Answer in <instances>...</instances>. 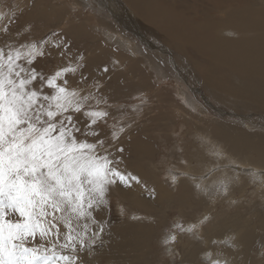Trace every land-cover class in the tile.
Here are the masks:
<instances>
[{"label":"bare ground","instance_id":"1","mask_svg":"<svg viewBox=\"0 0 264 264\" xmlns=\"http://www.w3.org/2000/svg\"><path fill=\"white\" fill-rule=\"evenodd\" d=\"M5 1L0 0V10L13 2ZM31 2L34 7L14 27L30 24L36 39L57 31L72 40V51L84 54L83 71L102 83L101 91L114 115L146 101L143 111L131 117L134 123L122 143L127 167L155 189L156 198L142 187L112 190L115 216L128 224L107 229L109 244L97 254L100 264H205L207 252L220 251L229 253L231 264H250L245 252L256 240L257 230H264V176L260 175L264 172V118L255 117H264V0ZM41 62L46 72L59 63L55 58ZM104 65L111 69L107 74L99 72ZM180 65L185 76L169 77ZM227 99L230 107L225 110L209 101L220 104ZM208 104L225 115L223 120L208 116ZM245 109L252 113L240 112ZM159 123L171 134L187 127L173 142L166 140L184 154L163 168L162 180L153 162L156 146L145 135V125ZM217 149L223 153L219 158L212 155ZM181 159L190 161L188 176L172 185L169 170L179 168ZM204 173L210 178L203 180ZM192 176L210 188L227 179L228 190L198 194ZM247 190L256 194L257 202L252 210L253 204L244 200L250 204L242 221L237 213L244 202L238 203V196L243 199ZM193 195L199 197L193 208L202 211L196 221L174 215L159 220L157 213L168 208L190 209ZM234 204L233 215L227 218L223 209L230 210ZM205 216L208 220L195 236L172 231L177 223L186 229ZM171 234L176 235L175 241H169ZM229 237H235V250L221 243Z\"/></svg>","mask_w":264,"mask_h":264},{"label":"snow or ice","instance_id":"2","mask_svg":"<svg viewBox=\"0 0 264 264\" xmlns=\"http://www.w3.org/2000/svg\"><path fill=\"white\" fill-rule=\"evenodd\" d=\"M32 7L31 0H13L0 10V264H100L97 254L109 244L112 190L142 187L156 198L127 167L122 143L146 101L114 115L102 83L83 71L84 54L73 52L65 36L52 31L36 39L30 24L14 27ZM53 58L59 63L51 71L38 67ZM110 71L108 65L99 69ZM179 165L169 170L172 185L188 176L190 161ZM191 179L198 194L228 190L227 179L213 188ZM207 220L186 229L177 223L172 231L195 236ZM175 240L171 234L169 241ZM221 243L237 247L235 237ZM206 257L207 264H231L227 251Z\"/></svg>","mask_w":264,"mask_h":264},{"label":"rangeland","instance_id":"3","mask_svg":"<svg viewBox=\"0 0 264 264\" xmlns=\"http://www.w3.org/2000/svg\"><path fill=\"white\" fill-rule=\"evenodd\" d=\"M8 1L6 0L5 2H8ZM10 1H13V0H10ZM197 1L202 4V3H204L205 0H197ZM1 4H3V2H1ZM41 66H43V64H42L41 61H39L38 62V67H41ZM169 68H171V66H169ZM184 71H185L184 67L182 65H180V68H174L173 72H169L168 76L172 77V78L176 77V75L184 77L185 74H186V73H184ZM221 73H223V72L221 71ZM168 84L170 85V81H169ZM209 101L216 108H220V109H224L225 110V108H224L225 106L226 107H230L229 106V101L230 100H228V99L225 102H221L220 104L219 103L217 104V102H214L213 100H209ZM212 104H208V106L205 107V111L209 114L208 116H210L212 118H217L219 120H223V117L225 115L224 114H220L217 111H215V108L211 107ZM228 110L229 111L230 110L233 111L232 108H228ZM248 111L249 110H246V109L244 111L240 110V112H243V113H246V114L251 112V111H249V112ZM259 115L260 114L256 115L255 117L264 118V117H259ZM261 122L264 123L263 120H261ZM162 123L164 124L165 122H162ZM162 123L155 124V125L153 124L152 126L145 125V129H146L145 135H149L151 142L155 144V146H156L155 148H156V150L158 152V155L156 153V158L153 160V162H154V164H156V168L158 169L157 170V174H158L159 178L161 177L160 180H162L164 178V176H160L159 175V173L162 174L163 168H165L167 165H171L172 163L173 164L176 163L177 162V155H182L183 156V154H184V152L181 151L180 148H178V145L173 146V145L167 143V141L170 142V143L173 142L182 133V131H186V129H187L186 125H183V129L182 130L175 131V134H171L170 132H166V130H163ZM105 131H107V129H105ZM175 153H177V154H175ZM206 156H211V155L207 153ZM171 186L172 185L169 184L166 188L169 190V188H171ZM247 191H248V193L246 194V196L243 199H241V195L238 196V203H242V202H244V200L250 201L251 204H253V207H252V210H253L254 207H255V204L257 202L256 201V194L253 191H250V190H247ZM198 198L199 197L196 196V195H193L190 198L191 199V206H192L190 209H189V207H188V209L184 208V209H181V211L179 212V211L168 210L169 209L168 208L166 212L157 213V215L160 217L159 220H161V222H162L163 220H165L166 216L174 215V217H179L180 216L181 220H186V221H191V222L192 221L193 222L196 221L202 215V211L200 210V207L193 208V206L195 205V202L197 201ZM110 200H111V211L107 215V218H106V222L108 224V228L107 229H114V227H116V226H118V228H121L122 226L127 227V226H125V224H128V223H126V222L120 223L122 221V220H120V217L115 216L116 213H114L115 210H114V206L113 205L115 204L116 198L114 196H112L110 198ZM151 202H153V201H151ZM249 204L250 203H245L244 202V203L241 204L242 205L241 209L240 208L238 209V213L237 214L240 215L239 217L242 219V221H244L245 215L247 213L246 207ZM233 207H235V204H234V206L231 207L230 210H229L228 206L224 207L222 214H224L227 218L229 216H232L233 215L232 211H234ZM262 209H264V208H262ZM235 210H236V208H235ZM114 219H115V221L117 223L112 225V221ZM213 219H215V217L211 218V220H213ZM118 220H120V221H118ZM259 230L260 229H258L257 232L255 233V236L257 237L256 240L253 241L252 245L248 246V249L245 252V254H247V256L250 257V264H259V263L260 264H264V256L261 255V253L264 252V230L263 231L262 230L259 231ZM204 263L207 264L206 261ZM101 264H105V262L101 261Z\"/></svg>","mask_w":264,"mask_h":264}]
</instances>
